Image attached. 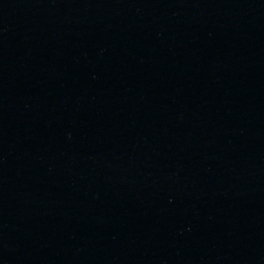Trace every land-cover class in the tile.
I'll return each mask as SVG.
<instances>
[{"label": "water", "instance_id": "water-1", "mask_svg": "<svg viewBox=\"0 0 264 264\" xmlns=\"http://www.w3.org/2000/svg\"><path fill=\"white\" fill-rule=\"evenodd\" d=\"M0 264H264V0H0Z\"/></svg>", "mask_w": 264, "mask_h": 264}]
</instances>
